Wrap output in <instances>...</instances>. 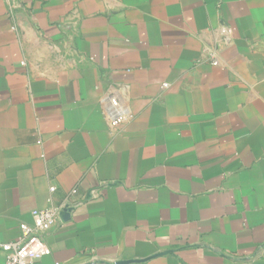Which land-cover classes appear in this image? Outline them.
I'll return each instance as SVG.
<instances>
[{
    "label": "crops",
    "instance_id": "crops-1",
    "mask_svg": "<svg viewBox=\"0 0 264 264\" xmlns=\"http://www.w3.org/2000/svg\"><path fill=\"white\" fill-rule=\"evenodd\" d=\"M49 205L31 264H264V0H0V244Z\"/></svg>",
    "mask_w": 264,
    "mask_h": 264
},
{
    "label": "built area",
    "instance_id": "built-area-1",
    "mask_svg": "<svg viewBox=\"0 0 264 264\" xmlns=\"http://www.w3.org/2000/svg\"><path fill=\"white\" fill-rule=\"evenodd\" d=\"M223 43L230 40V31L222 27ZM216 66L217 62L210 63ZM108 105V122L110 127L115 128L124 122L127 111L120 105L117 98L110 96L106 100ZM54 188H50L53 192ZM59 214V209L51 205L41 210L31 212V223L20 224L17 238L11 242L0 244V251L4 255V264H31L49 255L50 250L45 244L44 235L51 230Z\"/></svg>",
    "mask_w": 264,
    "mask_h": 264
}]
</instances>
